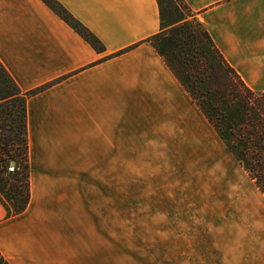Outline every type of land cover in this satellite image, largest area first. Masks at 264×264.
<instances>
[{"label": "crops", "instance_id": "obj_1", "mask_svg": "<svg viewBox=\"0 0 264 264\" xmlns=\"http://www.w3.org/2000/svg\"><path fill=\"white\" fill-rule=\"evenodd\" d=\"M56 1L99 50L42 0H0V62L29 95L30 155L27 209L8 218L0 206V264H122L103 232L109 206L88 181L122 162L125 132L149 135L137 122L174 123L191 98L151 44L157 0ZM183 2L245 84L264 91V0Z\"/></svg>", "mask_w": 264, "mask_h": 264}, {"label": "rangeland", "instance_id": "obj_2", "mask_svg": "<svg viewBox=\"0 0 264 264\" xmlns=\"http://www.w3.org/2000/svg\"><path fill=\"white\" fill-rule=\"evenodd\" d=\"M158 1L165 27L192 15L183 0ZM182 105L174 123L137 122L136 130L153 127L149 135L125 132L122 162L110 165L109 178L88 181L110 209L103 232L111 251L122 264H264V195L192 100ZM25 177L1 196L12 209Z\"/></svg>", "mask_w": 264, "mask_h": 264}, {"label": "trees", "instance_id": "obj_3", "mask_svg": "<svg viewBox=\"0 0 264 264\" xmlns=\"http://www.w3.org/2000/svg\"><path fill=\"white\" fill-rule=\"evenodd\" d=\"M42 1L99 50L94 36L58 1ZM158 5L161 31L152 39L153 47L264 195V91L250 89L217 49L206 29L196 21H188L193 13L185 3L192 15H179L166 27L160 1ZM28 98L0 62V203L8 218L23 213L30 202ZM23 158L26 166L19 173ZM13 162L16 167L10 172ZM21 175L26 176V181L23 189L16 190L19 199H11L12 209L1 196L9 189V181L17 182Z\"/></svg>", "mask_w": 264, "mask_h": 264}, {"label": "built area", "instance_id": "obj_4", "mask_svg": "<svg viewBox=\"0 0 264 264\" xmlns=\"http://www.w3.org/2000/svg\"><path fill=\"white\" fill-rule=\"evenodd\" d=\"M9 171H10V172H14V168L10 167V168H9Z\"/></svg>", "mask_w": 264, "mask_h": 264}, {"label": "bare ground", "instance_id": "obj_5", "mask_svg": "<svg viewBox=\"0 0 264 264\" xmlns=\"http://www.w3.org/2000/svg\"><path fill=\"white\" fill-rule=\"evenodd\" d=\"M252 256H254V254L252 253ZM234 264H236V263H234Z\"/></svg>", "mask_w": 264, "mask_h": 264}, {"label": "water", "instance_id": "obj_6", "mask_svg": "<svg viewBox=\"0 0 264 264\" xmlns=\"http://www.w3.org/2000/svg\"><path fill=\"white\" fill-rule=\"evenodd\" d=\"M12 166H14V165H12Z\"/></svg>", "mask_w": 264, "mask_h": 264}]
</instances>
